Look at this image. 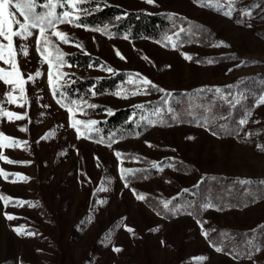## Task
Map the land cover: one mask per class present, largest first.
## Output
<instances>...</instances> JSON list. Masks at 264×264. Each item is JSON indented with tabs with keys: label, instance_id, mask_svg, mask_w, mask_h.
<instances>
[{
	"label": "rangeland",
	"instance_id": "1",
	"mask_svg": "<svg viewBox=\"0 0 264 264\" xmlns=\"http://www.w3.org/2000/svg\"><path fill=\"white\" fill-rule=\"evenodd\" d=\"M96 1L128 10L175 13L200 21L217 33L219 44L215 48L197 44L168 47L148 39L113 37L97 31L99 28L58 25V30L69 36V43L65 44L49 33L60 50L91 53L108 65L107 69H94L96 75L109 76L120 71L129 74L115 93L78 101V106H64L55 99L48 82V64L36 50V30L27 40L14 38L19 69L26 81L24 97L20 98L17 88L13 92L16 103L9 102L5 93L12 91L13 86L0 81V111L24 118L10 120L0 114V133L18 142L9 147L4 141L5 146H0V157L13 161L0 158V172L6 174L0 175V196L11 198L7 204L0 199V264H51L60 248L76 261L87 258L88 264H256L254 258L238 260L217 251L207 241L204 228L191 216L166 219L144 200L137 199L138 187L170 199L191 186L192 176L167 167L177 185L161 178L130 185L122 177V170L143 165L137 157L140 154L152 159L153 164L168 157L180 158L193 164L201 174L264 178V146L255 131L252 144H246L234 137L220 138L198 126L156 125L140 135L103 144L91 139L83 125L78 134L71 124L73 120L98 121L110 110L139 106L166 91L231 83L264 71V18L253 11L246 14L249 25L239 24L194 0ZM21 45L27 49L26 56L20 52ZM231 52L259 63L234 69L235 63L203 65L192 60L195 54ZM186 55L191 59H186ZM0 68L11 70L2 61ZM37 71L41 73L38 77ZM60 71L77 69L64 65ZM29 75L34 78L27 80ZM144 78L151 84H143ZM63 80L66 79L59 82ZM99 103L108 109L96 112ZM261 124L264 103L254 110L249 128L254 130ZM41 203L49 211V219ZM206 215L222 226L251 228L264 221V201L243 210L209 209ZM116 248L120 251H114ZM56 259L59 261L60 257Z\"/></svg>",
	"mask_w": 264,
	"mask_h": 264
},
{
	"label": "trees",
	"instance_id": "2",
	"mask_svg": "<svg viewBox=\"0 0 264 264\" xmlns=\"http://www.w3.org/2000/svg\"><path fill=\"white\" fill-rule=\"evenodd\" d=\"M209 0H204L208 3ZM220 6L217 13L227 16L239 24L249 25L246 14L257 11L260 17L264 11V0H211ZM89 12L80 15L78 24L88 28L107 29V35L130 40L148 39L168 47L202 45L215 48L219 44L217 33L208 25L175 13H150L144 9L128 10L116 4L91 0L80 5ZM59 8L57 11L59 12ZM231 12V15H225ZM119 18V19H118ZM183 29V31H181ZM171 37V42L166 38ZM62 51L64 65L74 66L77 72L67 73L66 80L58 82L55 99L64 106H72V101H83L92 97H104L115 93L127 80L128 72L120 71L109 76L96 75L94 69H107L108 65L91 53ZM193 61L199 64L221 65L235 63L233 68L259 63L256 59H244L236 53L195 54ZM79 71H85L81 74ZM221 89L217 92L216 89ZM170 94V95H169ZM261 100H264V71L239 77L231 83L206 84L193 89L161 93L158 97L139 106L120 107L110 110L106 117L96 121L88 135L103 144H113L118 139H127L148 131L153 126L170 127L177 124L198 126L209 130L220 138L234 137L240 142L252 144L253 132L264 146V124L254 130L249 128V120ZM96 112L107 110L99 103ZM241 121H246L241 123ZM141 167L128 170L123 176L125 183L136 185L153 178L168 180L177 185L167 167H172L184 175L192 176V184L170 199H163L152 192L137 188L144 202L158 215L166 219L191 216L204 228L210 245L235 259H255L256 264H264V221L251 228L222 226L215 223L206 213L216 211L243 210L264 201V178H244L224 176L213 172L201 174L191 163L180 158H164L157 164L147 156L137 154ZM156 165V166H154ZM249 181L250 183H243ZM168 202V207L164 203ZM211 205V207H204ZM42 211L49 219V211L41 203ZM36 232H40L36 230ZM60 260L57 261V257ZM51 264H88L87 258L76 261L67 250L59 249Z\"/></svg>",
	"mask_w": 264,
	"mask_h": 264
},
{
	"label": "snow or ice",
	"instance_id": "3",
	"mask_svg": "<svg viewBox=\"0 0 264 264\" xmlns=\"http://www.w3.org/2000/svg\"><path fill=\"white\" fill-rule=\"evenodd\" d=\"M88 0H0V61L5 65H10L11 70H6L0 68V81L5 85H11L12 91L6 92L5 95L9 102L16 103L17 97L13 95V92L19 89L20 98L24 97V83L26 82L23 75L19 69L17 61V51L14 38H19L21 40H27L29 37L34 35L33 30H36V50L48 64V82L52 86L53 94L57 91V84L60 79L65 77L67 73L61 72L60 69L64 66V53L60 51L59 47L54 44L51 36L57 37L61 42L67 44L69 43V36L58 30V25L70 24L72 26H81L77 23L80 20V14L86 13V9L80 7V5L87 3ZM148 3H153L154 0H146ZM199 6L213 7L217 11L220 10V6L212 4L211 0L208 3H204V0H194ZM234 3L235 0H230ZM63 9L62 11H57V9ZM225 15H231V12H226ZM119 19V18H118ZM97 31H107V29H96ZM183 31V29H181ZM50 33V35H49ZM171 42V37L166 38ZM7 41V43H3ZM176 45L173 44V47ZM20 52L23 55H27V49L23 45L20 46ZM186 59H191V57L185 56ZM111 71V69H109ZM38 77L41 75L39 71L35 73ZM138 75V74H137ZM54 76L56 81L54 83ZM34 77L29 75L27 80H32ZM145 85L151 84V81L146 78L141 81ZM154 86V85H153ZM159 91H164L163 89H158ZM217 92L221 89L217 88ZM137 93H133L135 95ZM119 95V93H117ZM170 95V94H169ZM60 101H58L59 103ZM86 103V102H85ZM264 103V100H261ZM73 105H77V101H72ZM88 107H96V105H88ZM142 107V106H138ZM68 111L74 115L73 109L68 108ZM82 111V109H81ZM0 114L7 116L10 120H21L24 116L7 111H0ZM246 121H241L245 123ZM97 122L94 120L90 121H80L73 120L71 126L76 128L78 134H80V127L83 125L87 130L91 131L92 126ZM22 131L26 129H21ZM4 141H7L6 146H15L18 142L10 137H7L3 133H0V146H5ZM26 143V142H25ZM117 156L120 153H116ZM7 160V157H0ZM8 163H13L11 160H7ZM156 166V165H154ZM128 170H122V177L127 173ZM0 175H6L0 172ZM21 179H26L25 177H20ZM243 183H250L249 181H243ZM264 183V181H261ZM127 186V184H126ZM102 190V189H101ZM145 197L142 195L137 196V199L143 200ZM0 199L4 200L5 204L11 201L10 197L0 196ZM19 203H23L20 201ZM164 207H168V202L164 203ZM204 207H211V205H204ZM8 219H12V216H8ZM18 232L19 229H16ZM131 231V229H129ZM31 235V233H29ZM207 236V233H205ZM217 251L221 249L217 248ZM114 251H120L119 248L114 249Z\"/></svg>",
	"mask_w": 264,
	"mask_h": 264
}]
</instances>
